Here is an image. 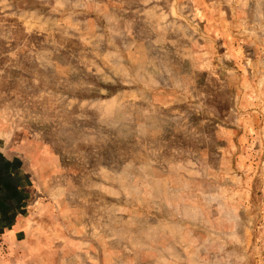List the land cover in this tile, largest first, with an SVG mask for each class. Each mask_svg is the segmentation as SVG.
I'll list each match as a JSON object with an SVG mask.
<instances>
[{"label":"rangeland","instance_id":"374dc122","mask_svg":"<svg viewBox=\"0 0 264 264\" xmlns=\"http://www.w3.org/2000/svg\"><path fill=\"white\" fill-rule=\"evenodd\" d=\"M0 264H264V0H0Z\"/></svg>","mask_w":264,"mask_h":264}]
</instances>
